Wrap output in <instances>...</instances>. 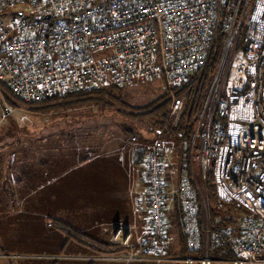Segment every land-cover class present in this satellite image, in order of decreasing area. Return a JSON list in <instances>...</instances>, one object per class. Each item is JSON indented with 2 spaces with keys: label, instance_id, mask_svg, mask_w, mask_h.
<instances>
[{
  "label": "built area",
  "instance_id": "2783aa9c",
  "mask_svg": "<svg viewBox=\"0 0 264 264\" xmlns=\"http://www.w3.org/2000/svg\"><path fill=\"white\" fill-rule=\"evenodd\" d=\"M245 0H0V83L25 102H40L78 92L123 87L162 76L168 87L190 81L207 61L216 26L225 33L240 23ZM26 7L27 9H23ZM226 77L201 143L202 179L213 170L218 200L245 210L239 228L223 225L202 233L198 216L202 189L193 165L175 187L165 177L159 139L141 144L145 189L134 199L145 214L141 236L119 225L110 243L122 255H101L92 264L171 262L167 212L177 197L190 248L204 254L186 262L211 264L209 242L227 246L232 264H264V0L251 1L243 52ZM175 105V104H174ZM175 113L182 107L177 101ZM137 143V135L131 137ZM180 260V259H179ZM178 261V260H176Z\"/></svg>",
  "mask_w": 264,
  "mask_h": 264
},
{
  "label": "rangeland",
  "instance_id": "374dc122",
  "mask_svg": "<svg viewBox=\"0 0 264 264\" xmlns=\"http://www.w3.org/2000/svg\"><path fill=\"white\" fill-rule=\"evenodd\" d=\"M23 9L27 8L24 7ZM250 13L251 6H249L244 18L245 22H247ZM12 16L11 10L0 14V17L7 18ZM242 20L243 17L237 27L226 33L220 60L212 78V85L205 100L203 111L198 119L194 137L198 135L197 133L200 134L202 130L203 134L207 131L215 113L216 103L225 93L228 71L239 58L238 55L242 53L236 52V44L242 28L244 31L242 37L244 47L245 28L244 26L242 27ZM167 92H169L168 97L162 98L160 103H163V100H168L166 119L173 126H177L186 110L188 98L185 95L177 96L172 91V88L167 86L162 76L121 87L119 92L122 95L121 102L113 99H96L66 106L60 103L63 101H57L50 103L48 107L40 109H34L26 105L25 101L23 102L13 96L0 83V247L7 246L8 251L14 255L10 259L0 257V264H90L92 262V260L86 259L85 256L94 254L93 251L75 241H70L68 246L62 250L63 244L67 241L66 235L51 226L52 224H50V227H46L50 220H48V217L45 218V215H51L53 211L58 212L61 207H59L60 203L50 200V185L43 184V182L50 180L52 171L56 169L62 170L64 167L86 156V149L94 151L99 148L98 150L102 152L112 151L114 153V147L118 144L121 131L123 132L122 144L136 146L138 150L141 144H151L155 139L161 140L166 145V148L169 147L168 151L170 153L166 155L165 159V177L170 184L177 185L182 171L188 169L189 163L185 162L188 155L187 145L180 144V137L176 134L162 132L163 129L158 125L159 117L154 115L136 117V111L128 108V106L141 108L156 100L158 102ZM177 101L182 102V107L172 113V107L174 104L176 105ZM168 126L167 124L166 127ZM133 135L138 136L139 141L137 143L131 142L130 139ZM192 141L194 140L192 139ZM199 142V140H196V144H199ZM43 149H50L51 153L45 154ZM19 150L23 155L18 154ZM37 150L38 152H36ZM111 155L113 156V154ZM192 158L191 164L195 169L201 186L200 156L197 159L193 153ZM98 162L109 163L112 167L109 173L113 175V170H115L114 174L120 175L118 173L120 169L114 165L116 161L113 157L108 158L106 156L100 158ZM101 173L103 174L104 172ZM74 178L78 180L81 176L76 175ZM19 179L22 183L20 187L18 186ZM70 181L73 184V180ZM41 182L43 185L40 184ZM142 182L143 184L138 180L137 185L141 186L142 184V188L133 197V208L137 214L138 212L134 207V199L145 189V183L143 180ZM116 186L118 187V184ZM17 192L20 194L17 195ZM2 193H8L6 198L3 197ZM36 193L38 194L35 195ZM70 197L74 198L71 195ZM92 203L99 204V202H86L87 205ZM224 203V209L230 208L231 216L234 218L233 223L230 225L238 229L240 220L245 212L236 204ZM171 204L172 206L169 205V212H172L174 208L173 203ZM76 205H78V201H67L66 204L67 207H70L69 216L81 230L83 229L81 225L86 214L76 213L74 210ZM80 206L83 207L82 202ZM177 206L180 208L179 202ZM62 207L65 206L63 205ZM96 209L89 215L93 219L97 216L104 217L105 212ZM169 222V233L172 238L169 252L173 254L170 255L169 253V257L178 260V263L197 264V262L190 263L185 261V259L194 258L193 256L181 258L179 253L174 254V252H179L181 248V242L178 240V236L180 237L178 234H180L181 230H178L176 222L174 223L172 219ZM85 231L96 238L102 239L103 237L96 229ZM140 232L138 233L136 226H134L132 240H136L141 236L143 230ZM183 235L186 240L184 231ZM0 253H2L1 249ZM123 253L101 255L113 256L122 255ZM177 262H173V264ZM106 263L125 264L114 260H107ZM131 264L152 263L133 262ZM161 264L169 263L164 262ZM211 264L232 263L230 261L217 260Z\"/></svg>",
  "mask_w": 264,
  "mask_h": 264
},
{
  "label": "trees",
  "instance_id": "16d2710c",
  "mask_svg": "<svg viewBox=\"0 0 264 264\" xmlns=\"http://www.w3.org/2000/svg\"><path fill=\"white\" fill-rule=\"evenodd\" d=\"M251 1L252 0H245L241 8L240 18L242 19L243 17L242 27L244 26V28H245L244 18L249 9V6H251ZM243 34L244 31L242 28L240 29V37L236 44V52H243V48H244L243 38H242ZM225 40H226V33L223 31L221 27V22H219L214 31L211 47L208 51L207 61L205 65L194 73V75L191 77L189 82L181 86L172 88V91H174L177 96L185 95L188 98L186 110L180 120L181 122L178 123L177 126H173L172 123L166 119L167 118L166 111L169 103L168 100L166 101L163 100V103H160L162 98L168 97L169 92H167L165 96L161 97L160 100H158V102H156L157 100L154 101L156 103L151 102L150 104H147L146 106H143L141 108L128 106L129 109L136 111V117H144V116L148 117L151 115L159 117L160 120L158 125L161 129H163V131L161 130L162 132L168 134L174 133L180 137V144H184V145L186 144L188 147L187 150L188 155L185 161L189 163L188 169H190L191 167V161L193 160V158L191 159V156H193V153H194V157H197V159L201 154V143L204 134L202 130L200 134L197 133L198 135L194 137L195 130L198 119L203 111L205 100L210 91L212 85V78L219 63L221 51L224 46ZM120 88L121 87L113 86L105 89L78 92L75 94L66 95L62 97H54L51 99L42 100L40 102H24V101L23 102L34 109L48 107L50 103H55L57 101L59 102L63 101L60 103L66 106L75 103L79 104L88 101H93L96 99H102V100L113 99L121 102L122 95L119 94ZM214 117H215V113L213 115V118ZM167 124L169 125L168 127H166ZM192 139L194 141H192ZM196 140L200 141L199 144H196ZM213 182H214L213 170L209 169L206 172V177L202 179V183H201L202 194H204L205 197L201 198L198 204L199 206L198 216H199L202 233L204 232L203 226H206L207 220L209 223V227L212 231L216 230L217 228H220L223 225H230L231 223H233L234 220V218L231 216L230 213L231 209L230 208L224 209L225 203L224 202L221 203L218 200L215 190V185ZM173 201H174L173 202L174 208L172 209V212L170 211L172 214L168 211L167 218L168 221L172 219L174 223L176 222L178 226V230L179 231L181 230L180 234H178L180 235V237L177 235L179 242H181V248L179 252H174V254L179 253L181 258H185L187 256H193L194 258H197L199 256H202L204 254V249H205V241L203 235L201 238L200 249L195 250L188 246L187 241L185 240L183 235L182 215H181L182 211L180 210L181 207L179 208L177 206L179 200L177 197H174ZM232 206L235 207L236 209H239L234 205ZM243 211L245 212V210ZM51 221H52L51 222L52 226H54L56 229L60 230L66 235L67 242L75 241L76 243H79L89 248L94 253L115 254V253H121L125 250L118 244H112L109 241H102L86 233H83L64 221L55 218L51 219ZM208 250H209V254L216 260H229L234 257L233 252L227 246H216L212 242H209ZM169 253L170 255H173L172 252ZM173 262H177V261L173 260L167 263L173 264ZM175 264H184V263L177 262ZM197 264L200 263L197 262Z\"/></svg>",
  "mask_w": 264,
  "mask_h": 264
},
{
  "label": "crops",
  "instance_id": "0c3cea01",
  "mask_svg": "<svg viewBox=\"0 0 264 264\" xmlns=\"http://www.w3.org/2000/svg\"><path fill=\"white\" fill-rule=\"evenodd\" d=\"M122 135L123 132L121 131L118 144L114 147V153L112 151L102 152L98 150L99 148L94 151L86 149V156H83V158H80L78 161L64 167L62 170L56 169L51 172L52 176L50 180L48 179L44 181L43 184L50 185V200L52 202L60 203L59 207H61V210L58 212L53 211L51 215H45V218L48 217V220H50L46 227H50L52 222L51 219L55 218L70 224L83 233H86L85 230L96 229L103 236L102 239H97L102 241H109L110 234L119 224H133L136 226L138 233H141L140 231L143 230L145 224V214H137L134 211L133 197L139 193L143 184L141 178L143 167L142 157H139L140 153L138 152L136 146L122 144ZM36 152H38V150ZM43 152L45 154L51 153L50 149H43ZM169 153V151H166L165 159L166 155ZM18 154L23 155L20 150ZM111 154H113V156ZM106 156L108 158L113 157L115 159L116 162L114 165L116 168L120 169L118 172L120 174L119 176L114 174L115 170H113V175L109 173V170H112L109 163L98 162L100 158H104ZM101 172L104 173L102 174ZM76 175L81 176V178L75 180L74 176ZM70 180H73V184ZM138 180L142 183L141 186L137 185ZM18 182V186L20 187L22 185L21 180L19 179ZM40 184H42V182ZM116 184H118V187ZM170 186L175 187L174 184H170ZM17 193V195L20 194L19 192ZM37 194L38 193L35 195ZM2 195L6 198L8 193H2ZM70 195L74 198H71ZM67 201H78V205L74 208L75 212L86 214V217H84L81 225L83 229L80 230V228L75 225L74 221L69 216L70 207L66 206ZM81 202L83 207L80 206ZM86 202H99V204L92 203L87 205ZM168 202L170 203L169 205L172 206L171 203H173V199ZM63 205L65 207H62ZM95 209L105 212L104 217L97 216L93 219L89 214ZM68 244L69 242L65 241L62 246V250L66 248ZM0 249L2 250V253H0L1 258L10 259L14 256L8 251L7 246H1ZM99 255L101 254L94 253L88 254L85 257L86 259L92 260ZM92 263L93 262L90 264Z\"/></svg>",
  "mask_w": 264,
  "mask_h": 264
}]
</instances>
